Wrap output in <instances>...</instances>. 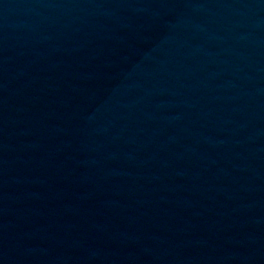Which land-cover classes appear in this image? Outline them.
<instances>
[{
    "label": "water",
    "instance_id": "water-1",
    "mask_svg": "<svg viewBox=\"0 0 264 264\" xmlns=\"http://www.w3.org/2000/svg\"><path fill=\"white\" fill-rule=\"evenodd\" d=\"M0 264H264V0H0Z\"/></svg>",
    "mask_w": 264,
    "mask_h": 264
}]
</instances>
